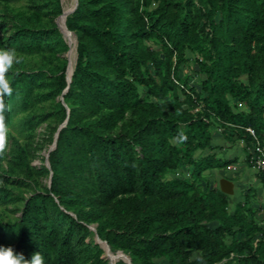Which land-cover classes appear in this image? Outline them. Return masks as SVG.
<instances>
[{"label":"trees","instance_id":"trees-1","mask_svg":"<svg viewBox=\"0 0 264 264\" xmlns=\"http://www.w3.org/2000/svg\"><path fill=\"white\" fill-rule=\"evenodd\" d=\"M60 14V0H0V48L18 57L6 130L24 139L0 170V205L18 212L0 211V245L45 264H264L262 174L234 201L217 178L237 161L222 143L251 167L264 142V0H76L72 61ZM64 119L48 168L31 165L36 127L51 144Z\"/></svg>","mask_w":264,"mask_h":264},{"label":"rangeland","instance_id":"rangeland-1","mask_svg":"<svg viewBox=\"0 0 264 264\" xmlns=\"http://www.w3.org/2000/svg\"><path fill=\"white\" fill-rule=\"evenodd\" d=\"M74 0H60V4H61V8L64 6H68V12L70 10V8L73 5ZM24 5V2H20L14 5L15 8L19 9L22 8V6ZM67 12V14H68ZM62 15V14H61ZM60 15V17H61ZM60 17L58 16L55 19L56 25L59 26V30L61 35L64 37V40L68 43L69 46V57L68 59L70 61H72V59L75 56V52L71 53L70 49L73 50V38H71L70 34L67 32V30L61 27L60 24ZM64 26V24H63ZM66 59H67V51L64 54ZM28 65L29 66H33L34 65V60H29L28 61ZM196 67L195 65H193L192 63H188V65H183L180 69V74H187L191 77V81L195 80L196 76L193 73V70H195ZM47 134V128H46V123H42L40 124L38 127H36L34 133H33V138L31 140L30 143V149H31V165L34 166H39L40 164H44V157L45 154L47 152V150L50 147V143L46 142L45 137ZM217 136V135H215ZM12 137L18 139V141L20 143H22L24 141V139L19 135L18 133V129L16 127V125L14 124V126H10L7 130H6V148L3 152V154L6 156V158H4L2 161H0V170L5 168V164H6V160H7V156L9 154V151L11 150V148L13 147V143H12ZM222 146L224 147V150L221 151L219 153L220 157L222 159H232L234 157H236L237 161L235 163H233L231 166H229L226 170L222 169L219 170V174L222 175H227V176H233L235 177L233 181H239V186L243 185L245 186V184L247 183H252V184H256L257 180L255 177V173L256 171L254 169H252L251 167L247 166L246 162L244 161V158L246 157L247 152L243 149L242 144L235 142L234 144H230V143H222ZM34 148H37L35 150H33ZM42 182H46L44 178L41 179ZM11 189V188H10ZM12 191L15 194H20L23 197H27L29 195V190L27 188H22V189H16L13 188ZM237 193V192H236ZM235 193V194H236ZM234 200H238V199H232V201ZM232 201H230V203H232ZM260 202L262 204V206L264 205V192H260ZM19 204V203H18ZM20 206V204H19ZM13 205H9L7 207V209H4V207L2 205H0V211L3 212V217L6 219H13L14 217H16L18 215V212H14L12 211ZM257 220L260 223H264V209L261 212V214H257ZM93 227V225H89V228ZM92 234H91V238L95 240V234L94 232L89 229ZM103 257H105L104 252H103ZM113 257V256H112ZM114 258V257H113ZM113 258H111V256L109 257V260L112 262Z\"/></svg>","mask_w":264,"mask_h":264},{"label":"clouds","instance_id":"clouds-1","mask_svg":"<svg viewBox=\"0 0 264 264\" xmlns=\"http://www.w3.org/2000/svg\"><path fill=\"white\" fill-rule=\"evenodd\" d=\"M18 63L16 49L0 48V154L6 148V112L10 106L4 97L11 95V81L8 73ZM0 264H45V258L40 251L34 252L30 258L22 252H17L12 246L0 245Z\"/></svg>","mask_w":264,"mask_h":264},{"label":"water","instance_id":"water-1","mask_svg":"<svg viewBox=\"0 0 264 264\" xmlns=\"http://www.w3.org/2000/svg\"><path fill=\"white\" fill-rule=\"evenodd\" d=\"M75 6H76V0H74V5H73V7L71 8V10L69 11L70 13L74 10V8H75ZM61 15V14H60ZM59 15V16H60ZM58 27V30H59V26H57ZM66 28V27H65ZM67 30V29H66ZM59 32H60V30H59ZM67 32H69V33H71L72 35H73V37H74V41H75V47H76V39H75V36H74V34L72 33V32H70V31H68L67 30ZM63 37V36H62ZM63 39H64V37H63ZM66 42V41H65ZM66 44L68 45V43L66 42ZM68 51V50H67ZM75 59H76V51H75ZM66 82H67V84L70 82V79H67L66 78ZM66 89H67V85H66V87L64 88V90L62 91V94L66 91ZM60 99L62 100V98L60 97ZM66 111H67V108H66ZM65 122H66V119H64V121L57 127V129H56V131H55V133L53 134V139H52V142H51V144H50V147H49V149L47 150V152H46V154H45V157H44V165H45V167H47L48 168V163H47V153H48V151H50V150H52L53 148H54V145H55V140H56V135H57V131L62 127V126H64V124H65ZM50 175V174H49ZM49 181V180H48ZM218 188H219V190L221 191V192H223V193H225V194H232L233 193V185H232V183L230 182V181H228L227 179H225V178H219L218 179ZM89 228V227H88ZM89 229H91L94 233H95V230H94V226L93 227H90ZM95 242L97 243V244H99V246L102 248V250H103V252H104V249H103V247H102V245H101V243H104L106 246H107V244L104 242V241H101L100 239H98V237L96 236V234H95ZM117 252V251H116ZM119 252H121V251H119ZM124 256H125V259L124 258H119L120 260H122L123 262H125L126 264H131L130 263V261H129V258L125 255V254H123ZM105 258H107L106 256H105ZM108 259V258H107ZM119 259H117V260H119ZM109 260V259H108ZM116 260V261H117ZM110 262V261H109ZM111 264H114V262H110Z\"/></svg>","mask_w":264,"mask_h":264},{"label":"built area","instance_id":"built-area-1","mask_svg":"<svg viewBox=\"0 0 264 264\" xmlns=\"http://www.w3.org/2000/svg\"><path fill=\"white\" fill-rule=\"evenodd\" d=\"M246 130L253 135V131L250 128H247ZM251 152H253L251 157V168L262 174L264 183V142L261 145L256 146Z\"/></svg>","mask_w":264,"mask_h":264},{"label":"bare ground","instance_id":"bare-ground-1","mask_svg":"<svg viewBox=\"0 0 264 264\" xmlns=\"http://www.w3.org/2000/svg\"><path fill=\"white\" fill-rule=\"evenodd\" d=\"M67 12H68V6H64V7H62V15H61V17H60V24H61V27L64 29V27L65 26H63V24H64V20H65V17H66V15H67ZM69 33V32H68ZM70 34V36H71V38H72V35H71V33H69ZM74 43V42H73ZM73 47H74V50H75V45L73 44ZM70 52L71 53H74L73 52V50H71L70 49ZM119 255V254H118ZM108 256L110 257L111 255L108 253ZM111 258H113L112 256H111Z\"/></svg>","mask_w":264,"mask_h":264},{"label":"crops","instance_id":"crops-1","mask_svg":"<svg viewBox=\"0 0 264 264\" xmlns=\"http://www.w3.org/2000/svg\"><path fill=\"white\" fill-rule=\"evenodd\" d=\"M219 174V173H218ZM219 176L221 177V178H225L224 176H227V175H222V174H219ZM220 177H217L218 179L220 178ZM227 177H230V176H227ZM231 177H233V176H231ZM225 179H227V178H225ZM228 181H230L231 183H232V185H233V196H234V198L235 199H239V193H238V188H237V184H239L240 182L239 181H233L232 179H227ZM253 183V182H252ZM237 192V193H236ZM263 192V191H262ZM236 193V194H235ZM233 198V199H234Z\"/></svg>","mask_w":264,"mask_h":264}]
</instances>
